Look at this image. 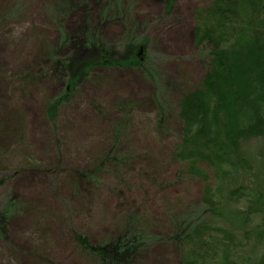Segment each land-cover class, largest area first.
I'll list each match as a JSON object with an SVG mask.
<instances>
[{
    "label": "rangeland",
    "instance_id": "1",
    "mask_svg": "<svg viewBox=\"0 0 264 264\" xmlns=\"http://www.w3.org/2000/svg\"><path fill=\"white\" fill-rule=\"evenodd\" d=\"M210 1L0 0V211H15L0 222V264H97L77 237L108 245L132 219L145 238L128 242V264H179L174 221L201 211L215 181L206 165L209 182L173 156L181 95L208 69L193 15ZM92 38L115 59L139 54L140 65L94 68L60 101L64 61ZM242 148L247 166L222 181L246 187L259 209L232 201L221 226L234 262L264 264V139Z\"/></svg>",
    "mask_w": 264,
    "mask_h": 264
},
{
    "label": "trees",
    "instance_id": "2",
    "mask_svg": "<svg viewBox=\"0 0 264 264\" xmlns=\"http://www.w3.org/2000/svg\"><path fill=\"white\" fill-rule=\"evenodd\" d=\"M193 19V41L207 53L208 69L196 88L181 95L178 115L183 123L182 136L173 156L203 182H209L210 177L199 165H206L215 181L203 188L201 211L174 221L171 239L180 249L179 264H237L231 256L228 232L221 226L223 211L232 201L243 199L248 204L247 214H253L260 199H248L246 187L229 186L222 180L247 166L244 143L264 139V0H211L209 5L195 9ZM94 41L88 39L84 47L77 48L78 53L71 57L74 59L64 61L70 77L60 101L67 100L75 85L94 68L140 65L139 54L115 59L112 46L100 44L96 49ZM94 50H98L95 61L85 58ZM55 106L49 104V116L54 115ZM92 174L84 176L93 179ZM14 212L13 203H5L0 222H8ZM129 222L131 229L127 226L108 245L105 243L111 240L99 246L77 237L79 249L99 264L130 263L128 242L132 237L140 241L145 232L135 220Z\"/></svg>",
    "mask_w": 264,
    "mask_h": 264
}]
</instances>
